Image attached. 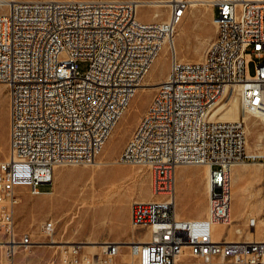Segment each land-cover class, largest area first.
<instances>
[{
  "label": "built area",
  "instance_id": "built-area-1",
  "mask_svg": "<svg viewBox=\"0 0 264 264\" xmlns=\"http://www.w3.org/2000/svg\"><path fill=\"white\" fill-rule=\"evenodd\" d=\"M169 3L164 22L141 20L131 0L10 1L0 12V82L10 99L9 155L0 160V243L10 255L13 246L33 244L17 222L22 191L41 195L57 166L94 163L189 7V0ZM212 8L216 35L204 58L181 61L172 48L165 89L145 111L148 126H136L121 152L123 163L153 172L159 198L134 200L130 211L131 225L149 231V240L66 243L53 264H264V237L215 238V225L231 220L237 163L261 166L262 211L248 228L261 224L264 231V121L257 154L247 150L245 122L264 110V0H212ZM79 61L89 62L85 73ZM235 81L251 93L241 99L239 140L228 141L221 112ZM183 135L194 143L183 144ZM196 165L209 167V213L179 217L177 169ZM42 231L50 236L57 225L48 220Z\"/></svg>",
  "mask_w": 264,
  "mask_h": 264
},
{
  "label": "rangeland",
  "instance_id": "rangeland-1",
  "mask_svg": "<svg viewBox=\"0 0 264 264\" xmlns=\"http://www.w3.org/2000/svg\"><path fill=\"white\" fill-rule=\"evenodd\" d=\"M210 1L200 2L193 6L189 5L174 37L179 39L183 46L182 49L177 50L178 59L199 60L205 56L216 35V27L213 22L214 11ZM156 13L157 15H155ZM168 15L169 8L166 5L143 4L138 9V17L145 21L165 20ZM181 30L183 35L180 39ZM168 50L167 45H164L151 68V72L146 76L149 84L139 88L131 101L129 110H126L115 127V129L120 127L118 134L111 142V136L109 137L102 152L97 157V160H104L105 163L56 167L54 179L56 186L52 191L56 193V196L51 193L35 196L27 189L22 191L21 202L17 207V222L21 231H29L32 234L33 246L18 250L14 257L8 253L5 247H0V264H53L60 252V247H56V245L65 246L66 243L64 242L66 241L93 240L101 242L105 239L127 241L132 234L141 239H147L150 236V232L147 230L132 229L130 208L134 200L152 196L153 172L148 166L123 163L120 160V155L148 108L152 97L156 94L157 88L161 84L160 81L164 80L169 72L171 55ZM198 50L201 51L200 55L196 53ZM256 65L257 60L252 58L248 65L249 73L252 76L256 73ZM88 67V61H79L81 73H85ZM9 107L8 88L5 83L0 82V160L6 159L9 155ZM261 122L262 120L257 117L247 119L250 146L248 149L250 150H257L256 144H258L261 133ZM188 167L192 168L181 172L177 171V183L181 185V179L187 181L191 187L192 200L189 198L181 200L177 197V211L184 216H200L204 214L207 207V187L205 183L204 189V182L202 181L203 167L202 169L195 166ZM59 170L65 172V177H60ZM189 170L195 171V174H190ZM250 172L253 175L256 174L254 170H250ZM243 173L247 174L248 169L241 168L234 172L235 175ZM92 183L95 185V189L100 190L105 197L101 200V205H97L98 207L90 211L84 226L78 232L79 223L73 224L80 217L78 213H74L81 211L82 205L80 203L87 198L88 191L94 189ZM49 188L48 185L41 186V190ZM259 190L261 189L258 183L256 187H251L246 192L237 191L233 195L231 207L233 223L217 227L219 238H248L250 230L247 223L248 217L251 216L250 213L255 214L256 217L261 215V193ZM254 191L258 192V198ZM177 194H179L178 191ZM107 199L111 203H107ZM82 210L85 212L86 209L83 208ZM69 211L72 213L68 214ZM48 220L56 222L55 237L58 239V243L52 244L49 241V236H44L42 233L41 225ZM258 236H264L262 227L258 230Z\"/></svg>",
  "mask_w": 264,
  "mask_h": 264
},
{
  "label": "bare ground",
  "instance_id": "bare-ground-1",
  "mask_svg": "<svg viewBox=\"0 0 264 264\" xmlns=\"http://www.w3.org/2000/svg\"><path fill=\"white\" fill-rule=\"evenodd\" d=\"M10 1H38V0H0V12L2 11H5L6 8H7V5L9 4ZM124 1V0H123ZM131 1H136L138 3V9L141 5L143 4H148V5H151V6H160V5H166L168 6L169 8V15L167 17V19L165 20H159V21H148V22H164V21H167L171 15V8H170V0H131ZM200 2L202 3H205L207 2L206 1H201V0H189V5H197L199 4ZM210 5L212 6V0L210 1ZM157 15V13L155 14ZM213 18H214V13H213ZM145 21V20H144ZM182 22V20H181ZM180 22V23H181ZM214 22V21H213ZM179 23V24H180ZM179 24L176 26V33H177V27L179 26ZM180 39L182 38V35H183V32L181 30L180 32ZM179 36V35H178ZM164 45H167L168 47V51L170 52V55H171V58H172V48L174 49V52L178 58V54H177V50L178 49H182L183 46L180 44V40L179 39H172V40H166L164 41L162 47H161V50L163 48ZM200 49V48H199ZM160 50V51H161ZM166 50V49H165ZM166 52V51H165ZM200 50L196 51L197 55H200ZM160 53V52H159ZM204 58V57H203ZM203 58L199 59V60H181V61H200L202 60ZM180 60V59H179ZM154 64V63H153ZM152 64V66H153ZM152 66L150 67V69L147 71V73L145 74L144 78L141 80V83H140V86L136 89L135 91V94L137 93V91L139 90V88H141L142 86L144 85H147L149 84L148 80L146 79V76L151 72V68ZM170 69H171V66H170ZM170 69H169V72L168 74L166 75L165 79L160 81V86L158 89H165V80L167 78V76L169 75L170 73ZM159 76V75H157ZM159 78V77H158ZM163 79V78H162ZM251 93V86L249 85H243V81H235L234 82V85L232 86H229V94L231 97V101L229 103V106L227 109H224L222 112H221V119H224L222 121V130H226V138H228V141H237L239 140V133H236V129H239L240 128V121H237L239 118H240V107H241V99H244L245 97H248L249 94ZM134 94V96H135ZM134 96L132 97V99L134 98ZM132 99L130 100L127 108L125 109L124 113L126 112V110L128 109L129 110V106L131 104V101ZM153 99V97H152ZM151 99V101H152ZM150 101V102H151ZM150 104V103H149ZM149 106V105H148ZM224 107L221 106L219 109H222ZM147 110V109H146ZM145 110V111H146ZM123 113V115H124ZM122 115V116H123ZM121 116V117H122ZM250 117H257L259 119L262 120L261 122V130H262V123L264 121V110H258L256 112H252L248 115L245 116V122H246V128H247V119H249ZM121 119V118H120ZM251 121V120H250ZM253 121V120H252ZM259 121V120H258ZM119 122V121H118ZM117 122V123H118ZM116 123V125H117ZM115 125V127H116ZM138 126H148V114L147 112L144 113V115L142 116ZM113 129L112 133H111V139H110V142L112 141V139H114L116 137V135L118 134L119 130H120V127L118 126L116 129ZM255 129V128H254ZM259 132V131H258ZM247 133H248V130H247ZM259 134V133H258ZM257 137V136H256ZM259 141H258V144L257 145V150H250L248 149L250 146H249V142L247 141V150L249 153H254V154H257L259 153L260 151V141H261V133L259 134ZM182 143L183 144H192L194 143V136H190V135H183L182 136ZM106 144V143H105ZM109 144V143H108ZM106 150H107V147H106ZM102 152V151H101ZM100 155V154H99ZM121 156V155H120ZM104 158V157H103ZM123 161V160H122ZM102 163H105L104 160H97V157H94V164L96 165H99V164H102ZM239 164H242V166H249V167H252L254 172H260V176H261V166L260 164L258 163H248V162H244V163H237V164H234L233 167H232V176H233V183H232V197L233 195L237 192V191H240V192H246L247 190H249L251 187H253V181L252 180H249V184L248 185H244L241 187V185H236V180L237 178H239V176L237 177L234 172H235V167L234 166H238ZM139 166H144V165H139ZM196 166H202L204 168V175L206 174V180H207V198H208V194H209V186H208V173H209V167L207 165H196ZM58 167V166H57ZM181 167V166H179ZM247 168V167H246ZM95 169V168H94ZM253 172V173H254ZM92 177V175H91ZM241 177V176H240ZM261 180V179H260ZM153 181H154V176H153V179H152V184H153ZM92 187H94V189H92L91 191H88V193L86 194L87 198L84 199L80 205H82V209H86L85 212L81 209L80 212H75L74 214H79V219L78 220H75L74 224L73 225H76L79 223V228H78V232L81 230V228L84 226L86 220H87V217L88 215L90 214V211H92L94 208L98 207L97 205H101V200L104 199L105 195L101 193L100 190H97L95 189V185L92 183ZM76 190V189H75ZM153 198H151L150 200H156L159 198V196L154 192V188H153ZM261 192V190H259V193ZM108 193V192H107ZM43 194H47V193H43ZM250 194H252V192H250ZM103 196V197H102ZM22 198V197H21ZM69 200L71 201V198H69ZM106 200V199H105ZM139 201H149V200H139ZM110 202V200L107 199V203ZM111 203V202H110ZM109 203V204H110ZM176 205H177V200H176ZM76 206V205H75ZM260 210L262 211V201H261V207H260ZM72 212L69 211L68 214H71ZM209 213V207H208V202H207V208H206V214L207 215ZM177 215L179 216L178 214V211H177ZM251 216L248 217V219L250 218H256V215L253 214V213H250ZM76 216V215H75ZM180 217V216H179ZM55 222V221H54ZM56 223V222H55ZM81 223V224H80ZM233 223V216L231 214V220L228 222V223H225V224H216L215 225V238L217 240H221V238L218 237V232H217V227L219 225H231ZM43 224V223H42ZM248 224V223H247ZM262 227L261 224H259L256 228V230H253V229H250V234L248 236V238L245 240H252L254 238H258V239H262L264 236L262 237H259L258 236V230L259 228ZM41 228H42V225H41ZM133 229H135L133 226H132ZM239 230V229H237ZM43 235L44 236H47L46 234H44V232L42 231ZM56 233V232H55ZM55 233L51 234L48 238H49V241L54 244V243H58V239H56L55 237ZM150 236L147 238V239H141V241H146V240H149ZM227 241H242L243 239L241 237H238V238H234V237H231V238H228L226 239ZM133 241V240H132ZM35 242V241H34ZM74 242H79V241H66L64 243H74ZM85 243H88V246H95L96 243L98 242H95L93 240H86ZM94 244V245H93ZM33 245H23V246H13L12 247V250L14 251L12 254V256L14 257L15 254L18 252V250L20 249H28L30 247H32ZM0 247H5L6 249H8V245L4 244V243H0ZM56 247H62V246H58L56 245ZM9 256V255H8ZM12 263V262H11Z\"/></svg>",
  "mask_w": 264,
  "mask_h": 264
},
{
  "label": "crops",
  "instance_id": "crops-1",
  "mask_svg": "<svg viewBox=\"0 0 264 264\" xmlns=\"http://www.w3.org/2000/svg\"><path fill=\"white\" fill-rule=\"evenodd\" d=\"M214 13V12H213ZM183 30V29H182ZM183 32V31H182ZM195 167H198V168H201L202 169V166H195ZM235 167V171L237 172L238 170H240L241 168H243V169H248V173L247 174H245V173H243V174H240V176L238 175V174H236V176L238 177L239 176V178H237V180H236V185H241V187L242 186H244V185H248L249 184V180H252L253 181V188L254 187H256L257 186V184L259 183L260 184V179H261V176H260V178H259V172H256V174L255 175H253V174H251V172H250V170L252 171L253 170V168L252 167H249V166H242V164H239L238 166L236 165V166H234ZM247 167V168H246ZM189 168H192V167H188V166H181V167H178V169H177V171L178 172H181V171H183V170H185V169H189ZM56 172V171H55ZM190 174H195V171H192V170H189L188 171ZM202 172H203V174H202V181L204 182V189H205V183H206V185H207V180H206V174L204 175V168L202 169ZM58 174L60 175V177L62 178L63 176L65 177V172L64 171H58ZM48 186L50 187L49 189H47V190H44L45 191V193H51L52 195H54V196H56V193H54V192H52V191H54V189H55V186H56V182H55V180H54V183L52 184V185H49L48 184ZM177 191H178V193L179 194H177V197L179 198V199H181V200H186L187 198H189V199H191L192 200V195H191V187L188 185V183H187V181H185V179L183 180V179H181V185H180V183H177ZM256 189V188H255ZM261 189V188H260ZM254 193L256 194V197L258 196V192H256V191H254ZM261 193V192H260ZM242 195V194H241ZM245 195V194H244ZM206 197H207V192H206ZM151 198H153V193H152V196L151 197H149V198H142V199H140V200H150ZM258 198V197H257ZM139 200V199H138ZM259 201V200H258ZM206 206H207V204H206ZM207 208V207H206ZM130 211H131V208H130ZM178 214H179V216H184L183 214H181V213H179L178 212ZM206 214V211L204 212V214L203 215H200V216H190V217H201V216H204ZM126 225H127V223H126ZM128 226V228H129V225H127ZM133 229V228H132ZM136 230V229H135ZM133 237V238H132ZM135 237V235H133L132 234V236H130L129 238H128V240H127V242L128 241H132V240H135V239H140L141 240V238H134ZM114 241H118V240H115V239H113ZM77 241V240H76Z\"/></svg>",
  "mask_w": 264,
  "mask_h": 264
}]
</instances>
